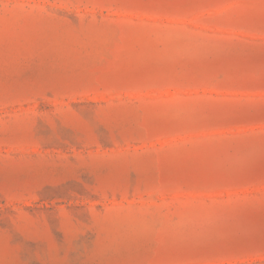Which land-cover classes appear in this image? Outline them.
<instances>
[{"label": "rangeland", "instance_id": "rangeland-1", "mask_svg": "<svg viewBox=\"0 0 264 264\" xmlns=\"http://www.w3.org/2000/svg\"><path fill=\"white\" fill-rule=\"evenodd\" d=\"M0 264H264V0H0Z\"/></svg>", "mask_w": 264, "mask_h": 264}]
</instances>
